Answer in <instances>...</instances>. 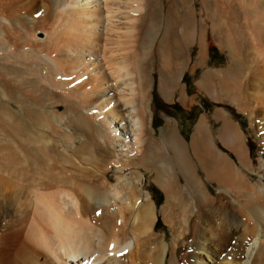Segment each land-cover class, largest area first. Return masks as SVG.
<instances>
[{"label":"bare ground","instance_id":"bare-ground-1","mask_svg":"<svg viewBox=\"0 0 264 264\" xmlns=\"http://www.w3.org/2000/svg\"><path fill=\"white\" fill-rule=\"evenodd\" d=\"M13 6L0 0V264H264V174L250 180L249 137L227 115H246L264 152V0H56L45 51ZM211 42L227 64L196 89L217 105L189 142L172 118L155 137L151 72L187 108L183 77Z\"/></svg>","mask_w":264,"mask_h":264},{"label":"rangeland","instance_id":"rangeland-1","mask_svg":"<svg viewBox=\"0 0 264 264\" xmlns=\"http://www.w3.org/2000/svg\"><path fill=\"white\" fill-rule=\"evenodd\" d=\"M14 2H15V6L11 8L12 13L17 16L21 24L26 26L27 31L30 33V35L32 34L30 39L33 40V37L37 39V41H31V42L34 44L37 43L36 46L40 45L39 46L41 47L40 50L45 51L44 50L46 47L45 43H47V40H46V37H44L45 36L44 34H45V31H47V33L51 32L56 0L55 1L54 0H42V1L40 0H26V1L25 0H14ZM45 6H47V8ZM196 7L198 8V4H196ZM37 13H39V15H37ZM200 17H202V15H198V18ZM48 25L50 27V30L48 29L49 28ZM37 37L40 39H38ZM209 46H210L208 49L209 54L206 60V65L203 68L198 67L199 73H196L195 75H191L190 73H187L184 77L183 81L186 83V86L184 85L185 93L188 97L193 98L192 103L188 105L187 108L182 106L181 103L177 102L176 93L171 94V98H170L171 101L165 100L162 94L159 92L160 90H158V87H157V82H158L157 74L156 72H151V77L154 78L155 80L154 86L152 88L153 89L152 91L153 100L152 102L150 101L151 121L153 125L152 134L155 137L159 136L160 134L159 129L161 126L164 125V122H167L168 119L172 118L171 120L174 121L176 124H178L177 125L178 132L181 133V135H183L186 142H189L197 120L201 116L208 115L209 113H211L214 107L217 105L214 99L209 94H202V95L197 94L198 91L196 89L197 88L196 81L199 79L200 74L205 69H207L208 67L222 68L227 64L226 54L222 52L212 42L210 43ZM25 63H27L29 67L33 68V66L29 65L30 62L28 63L27 61ZM43 67L44 65L42 64L37 65L38 69L41 68L42 70ZM33 71L35 72V69H33ZM40 104L42 105L43 109L48 110V111H52L54 109L55 111L59 112L60 110H62V108L58 109L54 107L52 104H46L44 100H40ZM51 106H53L54 108ZM229 106L231 108L229 109V113L227 112L228 117L231 119L233 117L234 121L239 123L241 129L249 137L248 141L250 143V146H251L250 149L252 152L251 161L253 163V166L256 168L255 172L253 171V173L251 174L250 180H254L258 178L260 174H264V167L260 168L259 162H258V157L264 156V152L258 148L257 141L255 140V134L253 133L251 128H249L248 126L246 115H244L243 113H240L239 111L237 112L234 106L232 105H229ZM218 125H219L218 122L213 125L212 127L213 131L215 128L219 127ZM215 140H216V144H214V146L216 145L217 147L215 148L218 149V151L220 149L221 152L226 153L227 152L226 148L219 144V142L217 141V138H215ZM215 155H216L215 153L214 154L212 153L211 157L215 159L216 158ZM214 159H211L212 164H215L217 160V159L215 160ZM197 172L199 175H203V172L201 171L200 168H198ZM142 174H143L142 182H141L142 193H145V192L149 193L154 198L157 206L159 207L164 201V193L161 192L162 190L153 182L152 175L150 173L142 170ZM204 184L210 193L212 194L215 193L216 185L214 183H211L205 180ZM155 231L161 232V233L165 232L167 236L166 239L169 238V235H170L169 227L164 223V221L162 220V216L159 212H158V219L156 220V224H155Z\"/></svg>","mask_w":264,"mask_h":264},{"label":"crops","instance_id":"crops-1","mask_svg":"<svg viewBox=\"0 0 264 264\" xmlns=\"http://www.w3.org/2000/svg\"><path fill=\"white\" fill-rule=\"evenodd\" d=\"M203 117V116H202ZM232 117V116H231ZM233 120H234V118H232ZM196 125V124H195ZM240 126V125H239ZM195 127V126H194ZM194 131V130H193ZM218 141V140H217ZM219 142V141H218ZM219 144H220V142H219ZM221 145V144H220ZM223 146V145H222Z\"/></svg>","mask_w":264,"mask_h":264},{"label":"trees","instance_id":"trees-1","mask_svg":"<svg viewBox=\"0 0 264 264\" xmlns=\"http://www.w3.org/2000/svg\"><path fill=\"white\" fill-rule=\"evenodd\" d=\"M185 77V76H184ZM184 77H183V80H184ZM152 100H153V93H152ZM154 199V198H153Z\"/></svg>","mask_w":264,"mask_h":264},{"label":"snow or ice","instance_id":"snow-or-ice-1","mask_svg":"<svg viewBox=\"0 0 264 264\" xmlns=\"http://www.w3.org/2000/svg\"><path fill=\"white\" fill-rule=\"evenodd\" d=\"M37 15H39V13H37Z\"/></svg>","mask_w":264,"mask_h":264}]
</instances>
